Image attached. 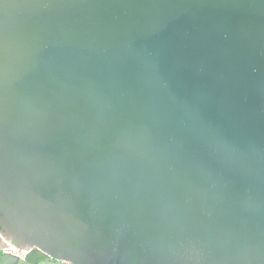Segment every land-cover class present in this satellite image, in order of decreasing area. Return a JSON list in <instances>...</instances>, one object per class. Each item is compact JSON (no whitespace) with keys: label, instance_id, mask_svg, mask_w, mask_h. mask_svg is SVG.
<instances>
[{"label":"water","instance_id":"water-1","mask_svg":"<svg viewBox=\"0 0 264 264\" xmlns=\"http://www.w3.org/2000/svg\"><path fill=\"white\" fill-rule=\"evenodd\" d=\"M0 264H264V0H0Z\"/></svg>","mask_w":264,"mask_h":264},{"label":"built area","instance_id":"built-area-1","mask_svg":"<svg viewBox=\"0 0 264 264\" xmlns=\"http://www.w3.org/2000/svg\"><path fill=\"white\" fill-rule=\"evenodd\" d=\"M4 253L16 255L18 257H23L25 255V252L22 250H19L15 247H8L3 250Z\"/></svg>","mask_w":264,"mask_h":264}]
</instances>
